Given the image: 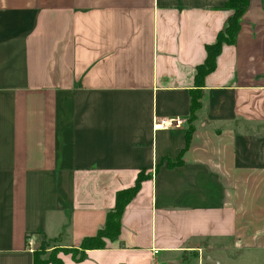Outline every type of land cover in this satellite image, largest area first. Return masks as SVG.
<instances>
[{
  "label": "crops",
  "instance_id": "1",
  "mask_svg": "<svg viewBox=\"0 0 264 264\" xmlns=\"http://www.w3.org/2000/svg\"><path fill=\"white\" fill-rule=\"evenodd\" d=\"M229 1L0 0V264H264V0L197 83Z\"/></svg>",
  "mask_w": 264,
  "mask_h": 264
},
{
  "label": "trees",
  "instance_id": "2",
  "mask_svg": "<svg viewBox=\"0 0 264 264\" xmlns=\"http://www.w3.org/2000/svg\"><path fill=\"white\" fill-rule=\"evenodd\" d=\"M249 0H230L227 4L228 8L235 11L234 15L229 19L226 29L221 32L218 37L216 44L208 46V58L206 64L199 68L197 83L202 84L204 77L213 72L216 68V59L224 44H234L236 41V36L240 29V20L247 9ZM200 106L199 98L193 97L192 100V111L194 112ZM140 186V180L138 181L135 188L122 191L117 195L116 208L108 214L106 225L101 229L95 237L87 238L84 240L81 249L83 251L94 248L105 247L104 240L111 239L114 240L118 238L121 231V218L125 207L135 196L138 188ZM30 236V235H28ZM27 236V237H28ZM42 243L41 248L36 249L35 254V264H59V259L57 255L61 251L69 252L68 249H58L54 248L50 253V258L48 260L43 259V253H48L46 244Z\"/></svg>",
  "mask_w": 264,
  "mask_h": 264
},
{
  "label": "built area",
  "instance_id": "3",
  "mask_svg": "<svg viewBox=\"0 0 264 264\" xmlns=\"http://www.w3.org/2000/svg\"><path fill=\"white\" fill-rule=\"evenodd\" d=\"M180 123L177 122L174 119H163V120H157L155 119V124H154V131H160V130H168L171 129L173 127H176L177 125H179ZM27 242H28V248L31 252H35V243L33 240V237H28L27 238Z\"/></svg>",
  "mask_w": 264,
  "mask_h": 264
},
{
  "label": "rangeland",
  "instance_id": "4",
  "mask_svg": "<svg viewBox=\"0 0 264 264\" xmlns=\"http://www.w3.org/2000/svg\"><path fill=\"white\" fill-rule=\"evenodd\" d=\"M42 243L46 244L47 250H51V249L53 250V248H57L56 241L49 240V239H47L46 237H43V236H38L37 244H36L37 246H35V249L41 248ZM50 253H43V256H42L43 259L44 260H48L50 258Z\"/></svg>",
  "mask_w": 264,
  "mask_h": 264
}]
</instances>
